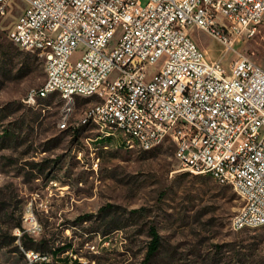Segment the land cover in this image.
I'll list each match as a JSON object with an SVG mask.
<instances>
[{"label":"rangeland","instance_id":"374dc122","mask_svg":"<svg viewBox=\"0 0 264 264\" xmlns=\"http://www.w3.org/2000/svg\"><path fill=\"white\" fill-rule=\"evenodd\" d=\"M24 7V1L13 0L0 15V240L6 242L0 246V264H26L21 251L40 254L24 248L18 236L10 241L27 206L42 227L32 238L39 242L37 250L53 255L64 246L57 255L67 259L56 264H140L151 225L161 247L147 264H264V226L234 230L238 195L208 175L182 170L169 142L144 152L128 148L120 134L102 138L84 120L93 99L76 97L68 104L53 94L25 103L27 94L45 84L46 71L43 57L7 36ZM187 31L205 58L220 60L226 71L237 53L264 62V29L235 40L229 50L194 26ZM120 34L118 29L111 46ZM82 53L79 46L69 61L75 63ZM162 61L147 66L146 81ZM115 76L112 72L109 78ZM64 114L68 129L58 127ZM72 128L79 133L72 134ZM107 204L114 206L113 213L99 217L98 209ZM133 209L139 211L132 214ZM83 215L89 217L83 220ZM114 224L117 229L106 236L99 233Z\"/></svg>","mask_w":264,"mask_h":264},{"label":"built area","instance_id":"2783aa9c","mask_svg":"<svg viewBox=\"0 0 264 264\" xmlns=\"http://www.w3.org/2000/svg\"><path fill=\"white\" fill-rule=\"evenodd\" d=\"M12 1L0 0V15ZM22 1L25 7L7 36L30 52L43 46L37 54L46 58L49 69L45 87L27 94L26 104L46 90L65 96L69 91L100 92L103 104H94L84 120L124 122L126 130L140 133L145 148L169 142L182 170L210 173L233 186L241 200L231 218L237 230L264 223V62L237 53L226 71L220 60L205 58L187 31L194 26L232 49L235 40L264 29V0ZM219 15H226V22H219ZM118 29L121 34L111 46ZM79 46L83 53L71 63ZM162 57L146 81L147 66ZM112 72L116 76L109 78ZM67 115L60 129L67 127ZM97 165L94 161L92 168ZM41 231L27 206L14 241L23 233L34 239ZM40 260L57 263L54 256L27 255L26 264Z\"/></svg>","mask_w":264,"mask_h":264},{"label":"bare ground","instance_id":"6f19581e","mask_svg":"<svg viewBox=\"0 0 264 264\" xmlns=\"http://www.w3.org/2000/svg\"><path fill=\"white\" fill-rule=\"evenodd\" d=\"M219 22H226V15H219ZM21 49H23L22 47H19ZM24 50V49H23ZM36 53H43V46H36ZM45 59V71H46V82L49 79V69H48V62L46 61V58L43 57ZM45 84L43 85V87H45ZM42 87V88H43ZM38 90H33L32 92H37ZM31 92V93H32ZM30 93V94H31ZM59 94L64 100L67 101L68 104L70 103H74V100L76 97H82V98H88V99H93L95 100V105H102L103 104V97L100 94V92H93V91H69L68 95L65 96L64 93H59L58 90H46L43 95H35L31 98V100H29V102L31 104H35L36 101H38V98H44L46 96H48L49 94ZM94 108V105L91 107V109L87 112V115L90 114V112L92 111V109ZM87 120L89 122H91L97 129V133H100L102 138H109V137H113L116 134H120L125 141V136L126 139L129 141V143H126V146L128 148H133L136 147L140 150H143L144 152L148 150L153 149L154 147H150V148H145L144 144L142 142V137L140 135L139 132H136V130H126V126L124 122H111L108 123L107 125V121L105 118H87ZM195 174H201V175H208L210 176L216 183H218L219 185H224V186H229L233 189V186L230 184H223L222 181H220L217 177H214L213 175H211L210 173H195ZM238 213V212H237ZM264 226V223L260 226H246L244 227V229H254V228H258V227H262ZM232 227L234 230H237V227L235 225V223H232ZM21 236H18V240H20ZM26 253H23V255H25V261L27 262V255L32 258V259H41V258H45V257H52L53 255L51 254H38L35 253L33 251H25ZM40 264H51V262L49 260H40Z\"/></svg>","mask_w":264,"mask_h":264},{"label":"trees","instance_id":"16d2710c","mask_svg":"<svg viewBox=\"0 0 264 264\" xmlns=\"http://www.w3.org/2000/svg\"><path fill=\"white\" fill-rule=\"evenodd\" d=\"M34 53H36V52H34ZM49 95H52V94H49ZM46 97H44V98H46ZM41 99H43V98H38L37 100L39 101ZM84 99H88V98H84ZM38 101H36V103H38ZM67 129H68V127H67ZM72 129H73L72 132H71L72 134H75L76 135V134L79 133L78 132V129H75V128H72ZM158 146H156V147H158ZM114 209L115 208H114L113 205L107 204V205L102 206L101 208H99L97 214H98L99 217H101L104 214H111V213H113ZM138 211L139 210L133 209V210L130 211V213L133 214V213H137ZM87 217H89V215H83L81 217V219L84 220ZM16 227H18L19 229H21V224L20 223L17 224ZM115 227H117L116 224H114L113 226H110V227L109 226H106L105 228H102L99 233L104 237L107 234H109L112 230L117 229ZM147 235L149 237V240H148L147 245H146L145 255H144L143 259L141 260L140 264H147V262L150 260V258H152L158 252V250L161 247V238H160V235L158 234V232H157V230H156V228L154 226L151 225V226L148 227ZM12 240H15V236H12L10 238V241H12ZM20 242H21V245L24 248H27V250H31L29 248H32V249H34L36 251H39L40 254H47V253H41V252H46V251L37 250V248H39V242H35L34 240H32V238H30L29 236H27L25 233H23L21 235ZM5 243H6L5 241H1L0 240V246L1 245H4ZM41 244L43 246V243H41ZM63 249H64V246L58 247V248L54 249L51 252L53 254L55 260L57 261V263L59 262L58 261L59 259L60 260L62 259L63 261H65L67 259L66 256L65 257H62V258L57 256V258H56V255L57 254L63 252L62 251Z\"/></svg>","mask_w":264,"mask_h":264}]
</instances>
